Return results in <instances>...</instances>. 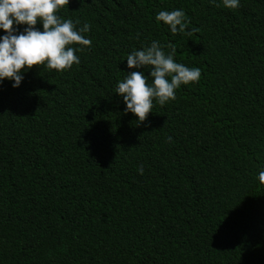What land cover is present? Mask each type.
I'll use <instances>...</instances> for the list:
<instances>
[{
  "label": "trees",
  "instance_id": "16d2710c",
  "mask_svg": "<svg viewBox=\"0 0 264 264\" xmlns=\"http://www.w3.org/2000/svg\"><path fill=\"white\" fill-rule=\"evenodd\" d=\"M173 9L184 33L154 19ZM57 15L89 25L80 62L0 81V264H264V0H68ZM152 40L201 75L136 125L113 91L147 76L125 59Z\"/></svg>",
  "mask_w": 264,
  "mask_h": 264
},
{
  "label": "clouds",
  "instance_id": "9594fccd",
  "mask_svg": "<svg viewBox=\"0 0 264 264\" xmlns=\"http://www.w3.org/2000/svg\"><path fill=\"white\" fill-rule=\"evenodd\" d=\"M67 3L68 0H0V31L3 33L0 35V81L9 80L11 87L16 88L23 73L33 65L60 72L80 62L74 53L91 45V40L82 35L89 31V25L85 22L76 28L72 20H62L57 12ZM222 3L228 9L239 6V0H222ZM154 19L162 22L172 34L186 31L181 9L161 10ZM38 22L40 29L35 27ZM21 25L24 27L18 31L16 26ZM125 60L128 69H147V76L143 71L127 72L116 82L113 91L121 97L124 113L133 114L136 125L146 121L153 101L164 105L175 100V89L198 81L201 75L199 68L175 62L174 50L166 54L156 40L129 52ZM137 171L142 173L143 169ZM256 179L264 185V167L258 171Z\"/></svg>",
  "mask_w": 264,
  "mask_h": 264
}]
</instances>
